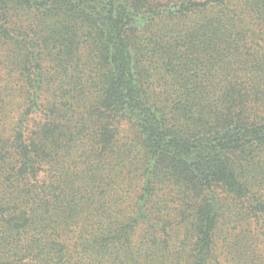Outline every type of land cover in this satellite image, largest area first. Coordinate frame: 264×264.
I'll use <instances>...</instances> for the list:
<instances>
[{
  "label": "trees",
  "instance_id": "16d2710c",
  "mask_svg": "<svg viewBox=\"0 0 264 264\" xmlns=\"http://www.w3.org/2000/svg\"><path fill=\"white\" fill-rule=\"evenodd\" d=\"M4 46L0 264H264V0H0Z\"/></svg>",
  "mask_w": 264,
  "mask_h": 264
},
{
  "label": "rangeland",
  "instance_id": "374dc122",
  "mask_svg": "<svg viewBox=\"0 0 264 264\" xmlns=\"http://www.w3.org/2000/svg\"><path fill=\"white\" fill-rule=\"evenodd\" d=\"M8 57H9V48L7 46H4L0 50V93L4 90V88H6V94H2V96L3 97L8 96V97H4L5 103H7L5 108L7 110V114L10 113L9 111L10 109H12V103H16L18 101L15 100L14 94L12 93L11 95L8 94L12 91V89L14 90L15 87V74L12 72L11 61L9 62L7 60ZM47 91L49 93H47L45 96L42 97L43 102H40L41 104L44 105L46 103L51 104L54 101V97L59 96L60 93L59 88H56V86H54L52 83H50V86H48ZM13 113L14 111L11 112L9 116H11V114ZM41 121L42 119L40 116L33 117V119L29 122L30 128H34ZM132 136L133 135L131 132V127L128 124L127 125L122 124L120 129V136H119L120 142L123 143L125 141H129V140L131 141L132 139H134ZM134 140H136V137ZM221 196L223 197V195ZM226 201L227 199L224 201V203H226ZM236 227H237L236 228L237 233L245 232L246 235L251 238L249 244H251V248L252 250H254L253 252L254 256L258 258L257 261H260L261 260L260 253L264 255V242H263L264 240L263 238L256 239V237H254V233H256L254 222L253 223L238 222L236 224Z\"/></svg>",
  "mask_w": 264,
  "mask_h": 264
}]
</instances>
